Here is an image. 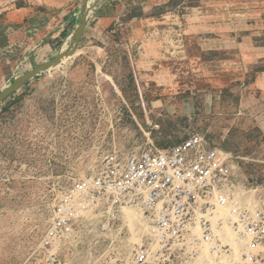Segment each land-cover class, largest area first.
<instances>
[{
	"label": "rangeland",
	"instance_id": "374dc122",
	"mask_svg": "<svg viewBox=\"0 0 264 264\" xmlns=\"http://www.w3.org/2000/svg\"><path fill=\"white\" fill-rule=\"evenodd\" d=\"M63 53L0 105V264H52L56 205L106 155L193 133L233 156L237 187L264 210V0H0V95ZM84 217L62 264H136L148 229L125 214L102 233Z\"/></svg>",
	"mask_w": 264,
	"mask_h": 264
},
{
	"label": "built area",
	"instance_id": "2783aa9c",
	"mask_svg": "<svg viewBox=\"0 0 264 264\" xmlns=\"http://www.w3.org/2000/svg\"><path fill=\"white\" fill-rule=\"evenodd\" d=\"M231 159L200 133L176 145L152 143L140 152L106 155L56 205L43 243L48 261L62 264L61 251L76 235L85 211L96 215L100 232L108 233L122 222L124 207L142 206L151 234L135 248L136 264L161 260L169 251L185 264H196L205 249L215 264L232 262L229 232L241 243L234 264H264V210L236 200Z\"/></svg>",
	"mask_w": 264,
	"mask_h": 264
},
{
	"label": "bare ground",
	"instance_id": "6f19581e",
	"mask_svg": "<svg viewBox=\"0 0 264 264\" xmlns=\"http://www.w3.org/2000/svg\"><path fill=\"white\" fill-rule=\"evenodd\" d=\"M79 54V53H78ZM77 54V55H78ZM76 55V56H77ZM72 57H65L63 59V63L59 66H57L56 68L53 67L50 68L52 69L51 70V73L53 74L55 70L57 69H60L66 62H68ZM49 69V70H50ZM48 70V71H49ZM235 194V197H236V200L241 204L242 207H245V208H248V209H251V210H255L256 208V200L252 199L250 200H247L246 198V195H249L247 194V192L244 191V189H241V188H237L234 192ZM138 213H137V212ZM87 213H90V211H85ZM84 212V213H85ZM145 211L143 210L142 206L138 207V208H133V207H124L121 211V218H122V215L125 216L126 214V217H127V223L130 224V225H133L134 224V221H137L138 224L140 223L141 224V230H142V233L143 235L147 233V229L149 231V235L151 234V230H150V225L148 224L147 222V219H146V216H145ZM139 214V215H138ZM141 217V219H140ZM125 218V217H124ZM142 219H144L146 223H144L142 221ZM144 225H143V223ZM233 238H235L234 234L229 232L228 233V240L233 244L234 246V257H233V260L232 262H225L224 264H234L237 260H238V257H239V250L241 248V243H238L236 241L233 240ZM157 250V249H155ZM196 264H215L213 262V260L211 259L210 255H209V252L207 249H205L201 255V258L200 260H198V262Z\"/></svg>",
	"mask_w": 264,
	"mask_h": 264
},
{
	"label": "water",
	"instance_id": "95a60500",
	"mask_svg": "<svg viewBox=\"0 0 264 264\" xmlns=\"http://www.w3.org/2000/svg\"><path fill=\"white\" fill-rule=\"evenodd\" d=\"M87 20H88V18L86 17V15H84L82 18V24H81L79 32H78V38H80L85 33ZM67 55L72 56L70 54L63 53V54L59 55L55 59L54 62L41 65V66L37 67L36 69L30 71L26 75H24L20 81H17L14 85H12L10 88H8L5 92H3L0 95V105L3 104L9 98L10 95L19 91L24 84H26V83L30 82L31 80H33L34 78L42 75L43 73L48 71L50 68L61 65L63 63V59L65 57H67Z\"/></svg>",
	"mask_w": 264,
	"mask_h": 264
},
{
	"label": "crops",
	"instance_id": "0c3cea01",
	"mask_svg": "<svg viewBox=\"0 0 264 264\" xmlns=\"http://www.w3.org/2000/svg\"><path fill=\"white\" fill-rule=\"evenodd\" d=\"M106 5L104 4V6H102L101 8H98L97 9V11H96V13H97V15L103 20V21H108V20H110V19H112L111 17H112V15L110 14V11H109V9H106V7H105ZM104 7V8H103ZM18 15V14H17ZM113 20V19H112ZM65 28H66V25L64 24V25H62L61 26V31H59V33H56V35H53V37H52V39L50 38V39H48L49 41H57V40H59V38L61 37V35H62V33L61 32H63L64 30H65ZM7 38V37H6ZM5 38V39H6ZM9 38H10V40H9V43H10V41L11 42H14L13 40V37L12 36H9ZM33 82V81H32ZM29 86H31V83L29 84Z\"/></svg>",
	"mask_w": 264,
	"mask_h": 264
}]
</instances>
